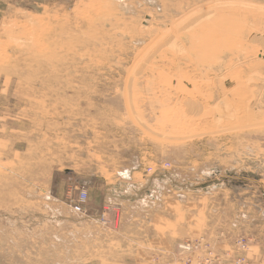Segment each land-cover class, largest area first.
Masks as SVG:
<instances>
[{
  "label": "rangeland",
  "instance_id": "rangeland-1",
  "mask_svg": "<svg viewBox=\"0 0 264 264\" xmlns=\"http://www.w3.org/2000/svg\"><path fill=\"white\" fill-rule=\"evenodd\" d=\"M0 264H264V0H0Z\"/></svg>",
  "mask_w": 264,
  "mask_h": 264
},
{
  "label": "built area",
  "instance_id": "built-area-1",
  "mask_svg": "<svg viewBox=\"0 0 264 264\" xmlns=\"http://www.w3.org/2000/svg\"><path fill=\"white\" fill-rule=\"evenodd\" d=\"M81 196H83L84 198H86V194L85 193H82ZM74 211L76 213H78V214L79 213H82V206L80 205V203L74 206Z\"/></svg>",
  "mask_w": 264,
  "mask_h": 264
},
{
  "label": "bare ground",
  "instance_id": "bare-ground-1",
  "mask_svg": "<svg viewBox=\"0 0 264 264\" xmlns=\"http://www.w3.org/2000/svg\"><path fill=\"white\" fill-rule=\"evenodd\" d=\"M82 213H84V211H83V207H82Z\"/></svg>",
  "mask_w": 264,
  "mask_h": 264
}]
</instances>
